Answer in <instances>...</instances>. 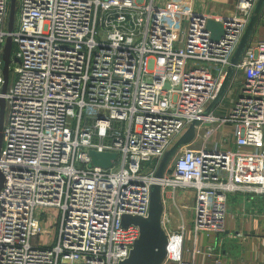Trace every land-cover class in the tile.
<instances>
[{"label": "built area", "instance_id": "1", "mask_svg": "<svg viewBox=\"0 0 264 264\" xmlns=\"http://www.w3.org/2000/svg\"><path fill=\"white\" fill-rule=\"evenodd\" d=\"M18 1L10 37L19 63L2 96L0 264L122 263L139 237L122 217L146 218L154 185L162 264H193L184 260L187 226L195 240L222 236L229 196L264 198V42L235 67L226 115L215 111L227 95L202 117L258 0H237L233 15L217 17L198 12L196 0ZM9 7L0 0V64ZM210 19L223 27L217 42L205 29ZM195 120L193 141L157 179L164 154ZM225 126L233 131L223 144L235 151L213 141ZM90 152L116 160L91 167Z\"/></svg>", "mask_w": 264, "mask_h": 264}, {"label": "water", "instance_id": "2", "mask_svg": "<svg viewBox=\"0 0 264 264\" xmlns=\"http://www.w3.org/2000/svg\"><path fill=\"white\" fill-rule=\"evenodd\" d=\"M16 2L17 0H10L9 16L7 23V33L2 55H1V72L3 76V85L0 91V151L2 148L3 135L2 131L5 122V100L2 97L6 94L9 86L10 77V64L19 61L16 58H12V41L10 34L13 32L15 25V13H16ZM264 10V0H258L254 10L252 12L250 21L246 27V30L242 36V39L233 54L230 66L227 69L226 75L221 83V86L214 98V100L207 107L206 111L202 117H207L209 114L214 112V110L219 106V104L224 99L227 90L230 86L231 81L235 75V67L241 60L244 52L250 41V37L257 24L259 17ZM206 31L210 32L211 39L217 42L223 35V27L221 23H217L210 19L206 23ZM168 88V87H166ZM201 124V121L195 120L188 130L172 145V147L164 154L158 169L156 171L155 177L157 179H162L167 167L170 165L178 150L184 146L189 145L194 137L195 130ZM89 157L91 159V167H97L102 169H109L112 163L116 160L115 154L108 153H96L90 152ZM4 185V176L0 172V191ZM163 213V204L161 199V189L158 185H154L150 189V205L148 216L146 218L123 216L122 226L127 227L129 225H134L139 229V237L133 244L132 250L130 251L129 257L120 264H162L166 257V245L167 238L165 233L161 228V216Z\"/></svg>", "mask_w": 264, "mask_h": 264}, {"label": "crops", "instance_id": "3", "mask_svg": "<svg viewBox=\"0 0 264 264\" xmlns=\"http://www.w3.org/2000/svg\"><path fill=\"white\" fill-rule=\"evenodd\" d=\"M236 5L237 0H196V10L210 17L233 15ZM258 42H264V10L254 27L246 50H250ZM241 82L242 75L238 73L234 85ZM213 139L218 141L216 136ZM223 149L236 150L233 143ZM179 198L183 205L190 204L191 197L188 194L179 193ZM184 220L185 224L188 223L189 217L184 216ZM179 224L180 221L175 216L174 228ZM224 228L225 233L222 236L199 235L196 240L188 229L184 243V260L193 264H264V198L244 199L231 196ZM211 241L216 242V248L213 254L208 255L206 250Z\"/></svg>", "mask_w": 264, "mask_h": 264}, {"label": "rangeland", "instance_id": "4", "mask_svg": "<svg viewBox=\"0 0 264 264\" xmlns=\"http://www.w3.org/2000/svg\"><path fill=\"white\" fill-rule=\"evenodd\" d=\"M18 13H19V1L17 0V2H16V13H15V25H14V26H16V25H17V22H18V17H19ZM14 52H15V47L13 46V50H12V54H11L12 58H13V56H14ZM16 66H17L16 63H13V62H12V63L10 64V75H11L10 77H11V81H13V74H12V72L14 71V69L16 68ZM229 97H230L229 94H227V97H226V100H225L224 104L222 105L221 108H219L218 110L215 111V115H218V116H224V115H226V114H225V113H226V110L228 109V107H229V105H230ZM232 131H233V128H232L231 126H225V127H222V128L220 129V132L217 133V134L215 135L216 138H218V142H219V144L221 143V144L223 145V147H224L225 144H223V141L228 140V139L232 136ZM199 138H201V136H199ZM213 141H215V140L213 139ZM227 143H228V146H230V144H232L231 141H227ZM230 197H231V196H229V198H230ZM234 197L244 198V197L241 196V195H235ZM229 198H228V199H229ZM46 214H52V215H53V213H51V211H46ZM175 216L177 217V219H178L179 221H180L181 218L184 217V216H185V218L190 217L188 211L182 212V214H181V218H180V214H178V213H176ZM187 216H188V217H187ZM39 217H40V215H39ZM39 217H38V218H39ZM55 223H56V219H55V221L53 222V224H55ZM44 226H45V227H48L47 223H46ZM188 229H190L189 226H187V231H188ZM39 240H40V242H48V241H46L47 238H45V237H43V236H40Z\"/></svg>", "mask_w": 264, "mask_h": 264}, {"label": "trees", "instance_id": "5", "mask_svg": "<svg viewBox=\"0 0 264 264\" xmlns=\"http://www.w3.org/2000/svg\"><path fill=\"white\" fill-rule=\"evenodd\" d=\"M10 76H11V75H10ZM11 82H12V81H11V77H9V84H11Z\"/></svg>", "mask_w": 264, "mask_h": 264}, {"label": "bare ground", "instance_id": "6", "mask_svg": "<svg viewBox=\"0 0 264 264\" xmlns=\"http://www.w3.org/2000/svg\"><path fill=\"white\" fill-rule=\"evenodd\" d=\"M9 70H10V68H9ZM9 85H10V84H9ZM8 87H9V86H8ZM227 91H228V90H227ZM226 95H227V93H226ZM226 95H225V96H226ZM224 98H225V97H224ZM222 101H223V100H222ZM219 105H220V104H219Z\"/></svg>", "mask_w": 264, "mask_h": 264}]
</instances>
